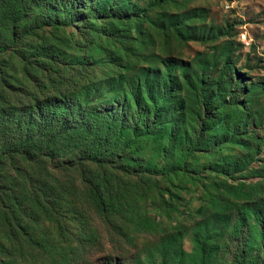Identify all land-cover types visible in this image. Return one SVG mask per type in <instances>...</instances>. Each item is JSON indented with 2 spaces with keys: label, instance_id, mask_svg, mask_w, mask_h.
I'll return each instance as SVG.
<instances>
[{
  "label": "rangeland",
  "instance_id": "1",
  "mask_svg": "<svg viewBox=\"0 0 264 264\" xmlns=\"http://www.w3.org/2000/svg\"><path fill=\"white\" fill-rule=\"evenodd\" d=\"M80 3L78 22H69V8ZM112 4L134 15L135 28H123L124 40L95 44L91 51H65L61 65L90 60L70 70L74 85L83 89L63 87L66 99L79 111L126 120L137 116L157 135L168 136L174 128L173 135L181 137H165L161 144L157 136L144 139L136 152L127 149L117 164L112 156L104 168L82 165L86 183L81 173L62 176L74 177L77 192L84 193L94 174L112 169L134 209L118 231L120 218L107 224L89 201L71 197L62 202L59 213L70 235H86L74 207L100 235L87 245L79 264H172L177 251L168 260L162 249L174 236L180 238L176 249L184 252L183 264H201L197 238L206 236L216 251L214 264H264V0H36L25 24L29 37L12 57L0 59L4 105L25 107L33 95L58 104L59 88L35 91L36 81L23 75L24 62L46 57L41 45L50 35L73 47L71 38L80 40L84 18L88 33L97 30L106 38ZM38 21H45L44 28ZM110 32L119 35L120 29L114 26ZM235 90L239 94L232 100ZM205 101H213L214 120L206 121ZM128 123L132 134L136 124ZM164 123L170 129L162 130ZM200 132L201 142L192 149ZM3 138L21 142L11 135ZM124 144L120 152L129 145ZM77 154L67 150L48 165L52 170L72 167ZM239 183L242 188L235 189ZM143 220L151 229L136 233L134 222L140 226Z\"/></svg>",
  "mask_w": 264,
  "mask_h": 264
},
{
  "label": "trees",
  "instance_id": "2",
  "mask_svg": "<svg viewBox=\"0 0 264 264\" xmlns=\"http://www.w3.org/2000/svg\"><path fill=\"white\" fill-rule=\"evenodd\" d=\"M35 2L36 0H0V59L8 55L12 57L19 44L29 37L30 31L25 24L30 19L29 15ZM79 11H83L81 3L77 8L70 7L68 21L78 22ZM133 16L126 15L124 10L114 9L112 4L107 11L104 24L107 29L106 38L97 30L88 33L84 18L81 19V24L85 28L80 34V40L75 42L74 37L71 38L73 47L60 43L50 35L41 45L46 57L27 59L24 62L23 75L30 83L36 81L34 90L59 88L58 104H55L56 100L41 101L38 96L33 95L25 107H21V103L15 106L4 105L1 95L3 86L6 85L5 79L0 77V264H37L40 261L46 264H79L87 245L95 244L100 235L92 231L85 214H78V207L71 211H75L76 215L82 218L80 224L86 235L84 239H75L70 235L63 222V216L59 213L62 202H70L71 197L79 201L82 198L89 201L88 205L98 216L104 218L107 224L115 216L120 218L121 225L118 231L126 224V216L131 214L132 217L134 209L126 202L124 187L118 182L112 169L96 173L90 178L87 185L89 193L86 190L84 193H78L75 178L69 177L65 180L62 176L81 173L83 182L86 183L87 176L82 172V165L90 164L104 168L103 165L108 164L113 157V164H117L126 157L124 154L127 149H130L131 153L136 152L142 140L153 139L156 136L158 144H161L165 137H171V140L175 137L179 141L181 136L178 133L173 135L174 128L170 129L169 123H164L160 128L170 129V134L157 135L152 130V125L147 124L146 120L142 122V118L135 116L126 120L117 114L79 111L66 99L69 95H64L63 87L76 84L74 77L69 76L70 70L83 68L86 63H90L88 59L85 63L78 60L71 66L67 63L61 65L59 61L66 54L65 51L69 53L77 49L91 51L95 44L104 45L117 39L124 40L120 36L124 33L123 28H135ZM37 25L44 28L45 21H38ZM114 26L120 29L117 33L119 35L110 32ZM76 30L77 28L74 29ZM74 34L72 32L73 36ZM66 81L69 82L63 86ZM218 83L223 84V77H220ZM79 87L83 89L81 85H74L75 90ZM235 91L230 95L232 100L239 94L237 90ZM138 104L141 106L140 100ZM211 106L213 101H205L206 121L215 119ZM130 121L136 124L132 134H128ZM8 135L20 138L21 142H7L3 137ZM202 135L203 132L196 135L192 149L200 144ZM124 143L129 145L120 152ZM70 149L78 152L75 156V159H78L75 160L76 163H73L72 167H57L56 170H52L48 162L56 155H65ZM35 151L36 156L30 158V153ZM64 169L67 172L63 173ZM177 170L180 169H174L173 173ZM233 187L241 189L242 183ZM79 207L85 212L82 205ZM150 229L147 220H143L140 226L134 222L136 233ZM197 239L202 252L201 264H214L217 257L211 246L210 237ZM179 240L178 236H174L163 243L162 250L168 260L177 251L171 259L172 264H183L185 258L182 248L176 249Z\"/></svg>",
  "mask_w": 264,
  "mask_h": 264
}]
</instances>
